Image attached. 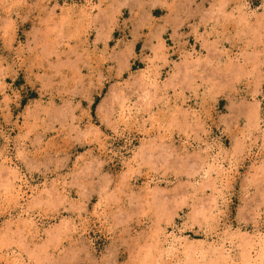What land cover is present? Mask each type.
Instances as JSON below:
<instances>
[{
    "label": "clouds",
    "instance_id": "9594fccd",
    "mask_svg": "<svg viewBox=\"0 0 264 264\" xmlns=\"http://www.w3.org/2000/svg\"><path fill=\"white\" fill-rule=\"evenodd\" d=\"M0 264H264V0H0Z\"/></svg>",
    "mask_w": 264,
    "mask_h": 264
}]
</instances>
